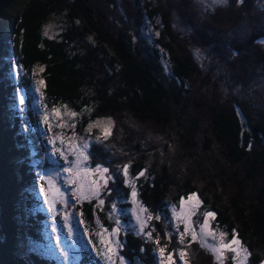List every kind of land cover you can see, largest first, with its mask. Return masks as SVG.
<instances>
[{
    "label": "trees",
    "instance_id": "obj_1",
    "mask_svg": "<svg viewBox=\"0 0 264 264\" xmlns=\"http://www.w3.org/2000/svg\"><path fill=\"white\" fill-rule=\"evenodd\" d=\"M92 1L96 5L89 0H0V264H61L58 256L35 247L23 252L22 236L31 242L47 238L45 207L38 211L34 206L36 194L30 185L39 178L38 168L51 163V146L41 125L51 131L50 112L65 106L76 110L75 129L83 134L97 119L108 116L118 121L125 112L150 122L153 129L138 138L142 154L129 168L133 175L143 173L136 185L149 210L156 213L151 209L153 201L160 200L165 211L169 203L197 191L215 213L214 222L238 237L254 262L260 260L264 255V0H239L237 7L230 3L228 12L216 11L223 5L202 12L193 0H134L135 23L129 25L128 6L120 5L121 12L110 20L105 17L111 32L103 29L100 0ZM14 4H20L15 27V22L4 24ZM52 15L62 17V29L48 35L44 23ZM114 18L115 24H109ZM177 18L182 32L174 28ZM89 33L97 37V46L81 44ZM196 49L209 61L205 68ZM8 54L16 58L14 77L2 58ZM37 66H42L41 111L30 104L31 97L16 103L14 93L15 86L32 87ZM236 78L240 80L233 81ZM242 87L245 92L240 94L237 89ZM6 109L14 111L12 126L5 123ZM44 111L49 115L43 120ZM143 137L151 142L142 146ZM176 142L182 143L180 166L168 147ZM215 146L233 165L230 175L218 170L212 157L197 156ZM147 156H155L153 166ZM77 206L90 241L97 244L95 210L107 221L105 212L93 199ZM124 236L122 256L127 264H158L154 249L160 247L161 237L154 242V233L139 234L131 228ZM194 249L187 259L210 264L206 249ZM97 258L88 253L85 264H100Z\"/></svg>",
    "mask_w": 264,
    "mask_h": 264
},
{
    "label": "rangeland",
    "instance_id": "obj_2",
    "mask_svg": "<svg viewBox=\"0 0 264 264\" xmlns=\"http://www.w3.org/2000/svg\"><path fill=\"white\" fill-rule=\"evenodd\" d=\"M193 1L202 12L211 10L217 5H223V7L218 8L216 11L228 12L230 11V3H240L239 0H224L223 3H219L217 0ZM89 2L92 6L96 5L92 0H89ZM179 2L182 3L183 1L180 0ZM120 5L125 6V9L128 6V11H124H127L126 14L130 16L129 25L135 23L132 17L136 7L134 0H115V2L113 0H100L98 10L103 14V29L105 28L107 32H111L113 29L106 25V18L110 20V16H115L118 12H121L119 11ZM19 6L20 4H14L9 8L4 24L9 26L15 22L19 13ZM178 7L179 4L175 8ZM115 21L116 18L111 20L109 24H115ZM62 23L61 16L52 15L44 23V32L48 35H54L62 29ZM173 24L174 28H179L180 32L183 31L181 20L177 18ZM129 25L126 22V26L130 27ZM80 42L84 46L94 47L97 46L95 45L97 44V37L95 34L89 33ZM9 53H12V51ZM195 54L199 55L200 63L205 68L209 64L206 56L202 59L197 49ZM2 58L11 66L14 77L18 71V66L14 64L16 62L15 55L8 54V56ZM165 67L168 68L167 64H165ZM41 69L42 66L33 69V82L30 89L14 87L16 103H24L27 97H31L30 104L39 111L42 110L40 104L42 100L40 89L42 83ZM167 72L169 73V69H167ZM165 76H168L166 71ZM250 76L251 74L248 77ZM226 80L229 81L228 78ZM239 80L240 78H236L233 81ZM262 81L264 82L263 79ZM251 87L252 90L256 89L255 84ZM237 92L243 94L245 90L242 87L238 88ZM261 96H264V93ZM72 113H75V115H72ZM12 114L14 115L13 110H4L5 123L8 126L13 125ZM50 114L54 119L52 127H55L53 129L51 127V131L48 132L42 125L41 129L45 132L51 146V163L48 166L38 168L37 176L42 179V182L37 178L30 185L36 194L34 206L38 211L43 206L45 207L47 216V234L45 237L47 238L45 242H31L23 235V252L26 248L35 247L45 254L58 256L61 264H85L88 253H91L94 257L98 255L100 259H97L100 260V264H127L128 261L122 256V251L125 245L124 233L131 228L139 234L154 233L155 236L152 238L154 242H156V237H161L159 240L160 247L154 249V252L158 254V264H193L187 258L196 252L194 248L197 247L207 250V253H203L205 254V260L209 261L210 264H264V255L260 260L254 262L252 260L253 255L236 236L240 241V247L237 248L236 252L222 247V244L228 243L234 236H230L225 229L219 227L213 218L205 216L206 212L212 211L197 191L191 192L186 197H181L176 202L169 203L165 206V211L162 209L160 200L158 202L153 201L154 207H151V209H155L156 213L154 214L149 210L150 206L143 202L139 188L136 185L137 178L142 172L133 175L129 168L138 158L137 155L142 154L141 149L137 148V142L139 136L145 133V130L153 129L150 122H145L139 116L125 112L126 115L119 116L118 121L108 116L97 119L88 125L87 133L83 134L75 129L74 124L77 120L75 109L67 106L58 107ZM205 114L206 112L202 115ZM46 115L48 116L49 113L44 111L43 120ZM17 116L19 117V115ZM47 120H49V117ZM19 123L23 124L22 121ZM3 127L2 124L1 128ZM114 132H116V136L111 138ZM159 139L162 142L164 141L162 137H159ZM210 141V138H206L205 144L209 145ZM141 142L144 146L151 141L149 137H143ZM168 147L172 148L174 159L180 166L181 158L179 156L181 150H183L181 149L182 143H169ZM147 154L144 150V155ZM197 156L201 157L202 160L210 156L218 170H222L226 175L233 173L231 171L233 165L226 156L222 155L219 146H215L204 153H199ZM147 158L149 159V156ZM158 160L161 161L159 158ZM155 161V156L151 157L148 164L153 166ZM33 162L35 163V160ZM96 168L107 169V172L104 173V179L100 178V174L95 171ZM236 168L240 170L239 167ZM68 169H71V171H68ZM125 169H127V174ZM208 178L210 177L208 176ZM247 190L252 192V189ZM134 191L135 196H133ZM122 192H124V195H122ZM193 195L200 201L199 206L195 208H193L194 201L188 199ZM86 199H93L96 206L105 212L107 218V221H104L103 216L99 214V210H95L97 244L90 241L87 228L82 222L81 213L77 206ZM156 220L159 221L158 224L155 223ZM206 220L207 223H205ZM159 234L162 235L159 237L157 236ZM193 234L196 236L195 239H193ZM233 247H236V245H233ZM214 248H219L220 251H214ZM245 249L247 252L244 251Z\"/></svg>",
    "mask_w": 264,
    "mask_h": 264
},
{
    "label": "snow or ice",
    "instance_id": "obj_3",
    "mask_svg": "<svg viewBox=\"0 0 264 264\" xmlns=\"http://www.w3.org/2000/svg\"><path fill=\"white\" fill-rule=\"evenodd\" d=\"M217 2H219V3H223L224 0H217ZM72 115H75V113H72ZM85 147H87V145H85ZM85 159H86V157H85ZM68 171H71V169H68ZM95 171H96L97 173L100 174V178H101V179H104V173L107 172V169H106V168H104V169L96 168ZM125 173L127 174V169H125ZM142 174H143V173H141V175H142ZM49 182L51 183V181H49ZM105 182H106V181H105ZM135 195H136V193H135V191H134V192H133V196H135ZM188 199H189L190 201H194L193 208L199 206L200 201H199V199H198L195 195L190 196ZM101 203H103V201H101ZM205 216H206V217L214 218V217H215V213H214V212H206V213H205ZM205 223H207V220L205 221ZM202 231H203V227H202ZM195 238H196V236H195V234H193V239H195ZM233 245H236V247H233ZM222 247L225 248V249H227V250H229V251L236 252V251H237V248L240 247V241H239V239H237V238L234 236V237H233L228 243H226V244H222ZM213 250H214V251H217V252L220 251L219 248H214ZM162 251H163V250H162ZM244 251L247 252L246 249H245ZM181 255H183V254H181Z\"/></svg>",
    "mask_w": 264,
    "mask_h": 264
},
{
    "label": "water",
    "instance_id": "obj_4",
    "mask_svg": "<svg viewBox=\"0 0 264 264\" xmlns=\"http://www.w3.org/2000/svg\"><path fill=\"white\" fill-rule=\"evenodd\" d=\"M18 17H19V14L17 15V17H16V20L15 21H17L18 20ZM14 25V27L16 26V22H15V24H13ZM15 29V28H14ZM14 29L12 30V33L14 32ZM21 93V92H20ZM22 100V99H21Z\"/></svg>",
    "mask_w": 264,
    "mask_h": 264
},
{
    "label": "bare ground",
    "instance_id": "obj_5",
    "mask_svg": "<svg viewBox=\"0 0 264 264\" xmlns=\"http://www.w3.org/2000/svg\"><path fill=\"white\" fill-rule=\"evenodd\" d=\"M214 25V24H213Z\"/></svg>",
    "mask_w": 264,
    "mask_h": 264
}]
</instances>
